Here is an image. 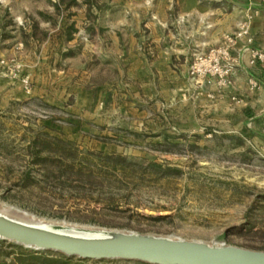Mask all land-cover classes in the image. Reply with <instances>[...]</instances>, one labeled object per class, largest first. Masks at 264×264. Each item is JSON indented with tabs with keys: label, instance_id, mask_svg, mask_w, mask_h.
<instances>
[{
	"label": "rangeland",
	"instance_id": "obj_1",
	"mask_svg": "<svg viewBox=\"0 0 264 264\" xmlns=\"http://www.w3.org/2000/svg\"><path fill=\"white\" fill-rule=\"evenodd\" d=\"M85 4L0 0V39L13 49L8 54L0 50V211L65 229L115 230L264 251V107L246 105L241 89L262 86L264 80L256 75L239 79L246 45L237 52L232 46L230 60L223 59L219 69L210 63L200 66L197 58L225 42L195 51L186 85L173 88L179 94L171 97L173 104L161 85L156 113L136 111V118L125 119L136 124L114 126L110 112L77 110L75 93L65 89L79 64L69 63L56 49L83 47L84 27L78 24L74 43L59 35L53 40L56 33L50 30H38L37 36H52L46 44L29 35L38 12L54 14L57 5L54 19L60 21L71 19ZM228 63L235 65L233 70ZM254 65L249 58L248 66ZM94 74L103 80L101 70ZM228 97L230 103H217ZM97 98L95 106H100L101 94ZM141 98L135 109L153 105ZM208 99L217 104L215 112L206 106ZM181 104H201L198 115L205 124L176 125L171 117L181 116ZM0 264L144 263L22 251L0 240Z\"/></svg>",
	"mask_w": 264,
	"mask_h": 264
},
{
	"label": "crops",
	"instance_id": "obj_2",
	"mask_svg": "<svg viewBox=\"0 0 264 264\" xmlns=\"http://www.w3.org/2000/svg\"><path fill=\"white\" fill-rule=\"evenodd\" d=\"M57 9V5L52 8L54 14L38 12L34 33L29 35L37 41L42 39L46 44L52 36H37L38 30H50L56 33L53 40L59 35L64 42L74 43L77 42L75 32L80 28L78 24L84 27L87 40L83 47L72 44L69 50L56 49L57 55L61 53L69 63L79 64V68L76 66L71 70L65 89H69V94L75 93L77 110L110 112V120L116 121L112 124L114 126L117 123L121 126L136 124L125 120L136 118V111L156 113L161 85L167 90L166 100L171 101L173 95L178 96V89L173 88L186 85L188 64L195 51L206 52L226 42L228 37L234 39L232 46L236 52L247 45L248 38H252V46L264 50V0H86L80 11L74 10L71 19L60 21L54 19ZM248 16L250 20L246 22ZM179 18L183 21L180 22ZM79 19L85 22L80 23ZM245 25L248 36L238 38ZM6 43L5 38L0 39V50L4 48L7 53L12 45ZM0 56H3L1 51ZM249 58L246 54L240 64L239 79L256 75L264 80L262 67L258 64L251 66L253 68L248 66ZM100 70L104 76L99 82L94 72ZM82 77L85 78L83 83H75L74 80ZM241 89L246 105L264 107V84L254 89L246 86ZM233 90L238 93L237 88ZM8 93L13 94L11 90ZM99 94L101 103L95 106L99 102ZM142 95L148 97L153 105H139L135 109L136 103H142ZM228 98L219 99L217 103L226 105L231 101ZM207 101L206 106L215 112L217 104ZM199 105L177 106L182 114L171 117V120H177L174 123L184 128L203 125L198 115L201 111ZM166 110L175 111L173 108ZM224 111L231 109L225 108ZM149 114L151 117L152 113ZM137 116L141 118L142 113Z\"/></svg>",
	"mask_w": 264,
	"mask_h": 264
},
{
	"label": "water",
	"instance_id": "obj_3",
	"mask_svg": "<svg viewBox=\"0 0 264 264\" xmlns=\"http://www.w3.org/2000/svg\"><path fill=\"white\" fill-rule=\"evenodd\" d=\"M0 240L82 260L144 264H264V251L115 230L48 225L0 211Z\"/></svg>",
	"mask_w": 264,
	"mask_h": 264
},
{
	"label": "built area",
	"instance_id": "obj_4",
	"mask_svg": "<svg viewBox=\"0 0 264 264\" xmlns=\"http://www.w3.org/2000/svg\"><path fill=\"white\" fill-rule=\"evenodd\" d=\"M248 33H249V31H248L247 25H245L242 32H240L237 35V37L238 38H241V36L247 37ZM233 43H234V39L232 37H228L224 46H222L218 49H212L208 55L199 56L197 58L198 64H200V66H202L206 63H210V64H213L214 68L219 69L223 59L230 60V57H231L230 51L232 49L231 47H232ZM252 45H253L252 38H248L247 39V45L244 49V52L250 56L251 63H254L255 65L256 64L260 65L262 67V69L264 70V50L256 49ZM228 64H229L228 70H233L235 65L232 63H228Z\"/></svg>",
	"mask_w": 264,
	"mask_h": 264
},
{
	"label": "trees",
	"instance_id": "obj_5",
	"mask_svg": "<svg viewBox=\"0 0 264 264\" xmlns=\"http://www.w3.org/2000/svg\"><path fill=\"white\" fill-rule=\"evenodd\" d=\"M58 143H60L59 141H56V144L58 145ZM65 147V146H64ZM69 149H67V147H65V148H63V150H62V153L63 154H68L69 152ZM42 159V158H41ZM113 159H114V157H113ZM115 159L118 161V162H126V159L125 158H123V157H121V156H117V157H115ZM39 161H42L43 163H45L47 160L46 159H42V160H39ZM155 168H160V166H158V165H155ZM4 242H7V241H4ZM16 246L20 249V250H22V251H27V250H30V249H28V248H25V247H23V246H20V245H17L16 244ZM64 256V255H63ZM64 257H66V256H64ZM44 261H46V260H44Z\"/></svg>",
	"mask_w": 264,
	"mask_h": 264
}]
</instances>
